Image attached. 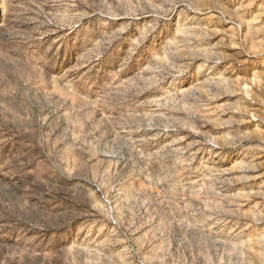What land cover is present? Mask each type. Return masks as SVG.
I'll return each mask as SVG.
<instances>
[{
  "label": "rangeland",
  "instance_id": "1",
  "mask_svg": "<svg viewBox=\"0 0 264 264\" xmlns=\"http://www.w3.org/2000/svg\"><path fill=\"white\" fill-rule=\"evenodd\" d=\"M0 264H264V0H0Z\"/></svg>",
  "mask_w": 264,
  "mask_h": 264
}]
</instances>
